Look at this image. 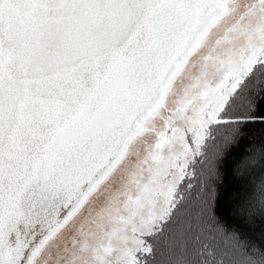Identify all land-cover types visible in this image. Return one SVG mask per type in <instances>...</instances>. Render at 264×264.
Instances as JSON below:
<instances>
[{
    "label": "snow or ice",
    "instance_id": "snow-or-ice-1",
    "mask_svg": "<svg viewBox=\"0 0 264 264\" xmlns=\"http://www.w3.org/2000/svg\"><path fill=\"white\" fill-rule=\"evenodd\" d=\"M255 123L264 0H0V264H264Z\"/></svg>",
    "mask_w": 264,
    "mask_h": 264
},
{
    "label": "trees",
    "instance_id": "trees-1",
    "mask_svg": "<svg viewBox=\"0 0 264 264\" xmlns=\"http://www.w3.org/2000/svg\"><path fill=\"white\" fill-rule=\"evenodd\" d=\"M242 148H245L249 154L253 150L258 154L261 148H264V125L260 123L250 124L245 129V137L241 142ZM222 177H224L223 167L221 169ZM264 173V160H261L257 155V162L251 165L243 176H237L235 179L240 182V186L251 185L252 183L258 184L261 175ZM235 182V181H234ZM239 191V188L233 189V194ZM231 196V194H230ZM225 211L223 216L232 219V213L228 211L231 206V199L222 202ZM234 226V223H229V227ZM245 234L249 236L257 244L264 242V224L261 223L259 218L256 219L255 223L245 224Z\"/></svg>",
    "mask_w": 264,
    "mask_h": 264
}]
</instances>
